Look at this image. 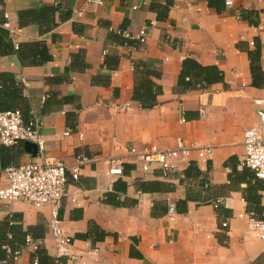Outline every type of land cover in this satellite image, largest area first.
<instances>
[{"label": "crops", "instance_id": "1", "mask_svg": "<svg viewBox=\"0 0 264 264\" xmlns=\"http://www.w3.org/2000/svg\"><path fill=\"white\" fill-rule=\"evenodd\" d=\"M213 2L0 0V110L40 120L45 158H88L78 180L68 173L78 204L61 208L72 243L57 244L47 207L0 200V264H264L249 229L264 179L242 163L245 131H264V0ZM144 27L145 43L123 34ZM178 139L212 159L146 172L129 153ZM41 159L0 143V188L6 167Z\"/></svg>", "mask_w": 264, "mask_h": 264}, {"label": "built area", "instance_id": "2", "mask_svg": "<svg viewBox=\"0 0 264 264\" xmlns=\"http://www.w3.org/2000/svg\"><path fill=\"white\" fill-rule=\"evenodd\" d=\"M105 0H88L89 3L101 5ZM234 0H225L226 6H232ZM137 6H135L136 8ZM156 21H151L150 25H155ZM6 25H9L6 23ZM128 38H134L139 43L147 40L146 28L132 35L123 32ZM258 105H262V100H257ZM264 113V110L261 111ZM41 122L34 118L26 123L22 111L19 109L0 111V143L3 145H16L19 142L30 141L38 146V153L41 160H32L18 166H8L3 170L6 185L0 188V200L6 204L16 201H25L36 208L47 207L50 212L49 225L57 244L62 247L70 245L73 239L67 235L62 226L61 208L63 201L68 199L73 204H78V197L67 189L68 173L74 180L80 177L81 164L88 161L85 156H78L76 163L69 166L61 159L49 160L45 158V140L40 132ZM245 156L242 163L252 169L258 178L264 179V131L257 127L248 128L244 133ZM119 148V145H117ZM213 147L200 146L199 144H186L182 139L177 140L174 148H160L156 144H148L143 148L131 147L130 155L139 161L141 168L149 172L153 166H158L164 173L178 169L179 162L190 164L197 161L206 164L213 156ZM44 158V159H43ZM109 166V174L118 176L123 174L124 161L120 157L110 156L104 159ZM209 188L206 184L204 189ZM223 198H218L213 202L215 208H219ZM228 226V223H224ZM249 229L258 238L264 239V218H257L254 214L249 216ZM26 241L38 248L37 244L30 236ZM7 257L16 259L20 252L13 251L8 245ZM37 263V260H35Z\"/></svg>", "mask_w": 264, "mask_h": 264}, {"label": "water", "instance_id": "3", "mask_svg": "<svg viewBox=\"0 0 264 264\" xmlns=\"http://www.w3.org/2000/svg\"><path fill=\"white\" fill-rule=\"evenodd\" d=\"M24 144H25V148H26L27 152L32 153L33 155H37L38 146L36 143L30 142V141H25Z\"/></svg>", "mask_w": 264, "mask_h": 264}, {"label": "trees", "instance_id": "4", "mask_svg": "<svg viewBox=\"0 0 264 264\" xmlns=\"http://www.w3.org/2000/svg\"><path fill=\"white\" fill-rule=\"evenodd\" d=\"M209 2L211 3V4H213L214 2H213V0H209ZM222 2H224V0H222ZM254 69H255V66H254ZM140 96V95H139ZM141 97V96H140ZM142 98V97H141ZM142 100H143V98H142ZM20 110V109H19ZM0 111H4V110H0ZM23 114V113H22ZM24 118V117H23ZM25 121V120H24ZM26 123H29V122H26ZM249 168V167H248ZM254 172V171H253ZM254 175H255V173H254ZM255 178L256 179H261V178H258L256 175H255ZM262 180V179H261ZM264 217V216H263ZM2 249H3V251H4V253H5V256L7 257V250L4 248V247H2ZM39 249V247L37 248V250ZM0 252H1V247H0ZM38 263H39V261H38Z\"/></svg>", "mask_w": 264, "mask_h": 264}]
</instances>
